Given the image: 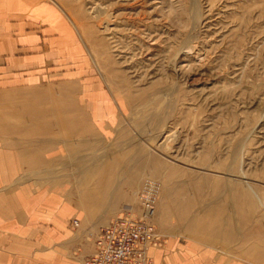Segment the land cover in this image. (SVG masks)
I'll return each instance as SVG.
<instances>
[{
    "label": "rangeland",
    "instance_id": "rangeland-1",
    "mask_svg": "<svg viewBox=\"0 0 264 264\" xmlns=\"http://www.w3.org/2000/svg\"><path fill=\"white\" fill-rule=\"evenodd\" d=\"M46 1L81 42L79 72L85 58L74 82L43 78L46 95L78 101L98 87L121 107L116 141L88 163L120 150V167L140 174L134 216L144 180L160 182L162 245L176 236L264 261V0ZM64 168L54 176L78 187Z\"/></svg>",
    "mask_w": 264,
    "mask_h": 264
},
{
    "label": "crops",
    "instance_id": "crops-1",
    "mask_svg": "<svg viewBox=\"0 0 264 264\" xmlns=\"http://www.w3.org/2000/svg\"><path fill=\"white\" fill-rule=\"evenodd\" d=\"M80 47L57 4L0 0V264H83L96 233L131 208L140 174L124 160L120 167V150L107 154L111 164L88 163L116 141L120 104L98 87L78 101L50 100L42 84L85 76V58L80 72L73 65L83 58ZM58 164L80 173L78 187L54 176ZM230 252L170 236L149 256L154 264H264Z\"/></svg>",
    "mask_w": 264,
    "mask_h": 264
},
{
    "label": "built area",
    "instance_id": "built-area-1",
    "mask_svg": "<svg viewBox=\"0 0 264 264\" xmlns=\"http://www.w3.org/2000/svg\"><path fill=\"white\" fill-rule=\"evenodd\" d=\"M161 193L159 181L147 178L138 193L141 213L131 211L112 220L95 235V251L83 259V264H154L149 256L152 247L162 248V237L152 220L156 216ZM74 221V226H78Z\"/></svg>",
    "mask_w": 264,
    "mask_h": 264
}]
</instances>
